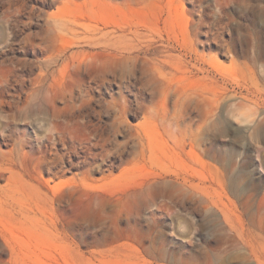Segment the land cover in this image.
Returning a JSON list of instances; mask_svg holds the SVG:
<instances>
[{
  "label": "rangeland",
  "instance_id": "1",
  "mask_svg": "<svg viewBox=\"0 0 264 264\" xmlns=\"http://www.w3.org/2000/svg\"><path fill=\"white\" fill-rule=\"evenodd\" d=\"M0 264H264V0H0Z\"/></svg>",
  "mask_w": 264,
  "mask_h": 264
}]
</instances>
